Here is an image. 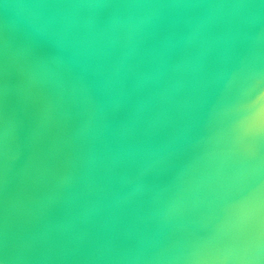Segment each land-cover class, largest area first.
Listing matches in <instances>:
<instances>
[{
	"label": "water",
	"instance_id": "1",
	"mask_svg": "<svg viewBox=\"0 0 264 264\" xmlns=\"http://www.w3.org/2000/svg\"><path fill=\"white\" fill-rule=\"evenodd\" d=\"M264 0H0L4 264H264Z\"/></svg>",
	"mask_w": 264,
	"mask_h": 264
},
{
	"label": "snow or ice",
	"instance_id": "2",
	"mask_svg": "<svg viewBox=\"0 0 264 264\" xmlns=\"http://www.w3.org/2000/svg\"><path fill=\"white\" fill-rule=\"evenodd\" d=\"M242 117L237 121L235 129L241 138L247 139L251 146L264 145V83L256 86L252 95L245 96L239 104ZM264 209V199L261 200ZM256 240L264 247V211L258 222V234ZM3 241L0 239V253H2ZM0 264L4 261L0 259Z\"/></svg>",
	"mask_w": 264,
	"mask_h": 264
}]
</instances>
